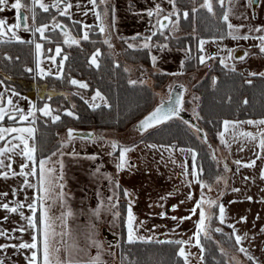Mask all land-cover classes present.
Returning <instances> with one entry per match:
<instances>
[{"label":"crops","instance_id":"crops-1","mask_svg":"<svg viewBox=\"0 0 264 264\" xmlns=\"http://www.w3.org/2000/svg\"><path fill=\"white\" fill-rule=\"evenodd\" d=\"M156 4H160L162 11L167 10L166 13L172 11V6L168 3V0H115V4H113L115 18L114 28L117 29V23L120 22H122V26L124 27L121 29L119 28L120 26H118V31L122 33L119 35L116 34V37L131 38L139 33L140 37L135 41L131 40V43L137 45V47H135L136 49L142 48L139 47V45L144 42L143 37L151 35L152 31H156L153 25L156 23L157 17L153 16L150 18L147 16V11L149 9H154ZM163 16L164 15H161L159 19L162 23L167 25L168 20H164ZM150 43L152 45H158L154 40H151ZM160 45H164V43ZM158 48L157 46H153L147 49L150 59L152 56L157 58L155 64L158 63ZM160 53L163 55V58L167 56L168 60H175L171 62L172 64L170 63L174 66L167 69L160 68L169 74L176 73L178 75V73L183 70L181 62L184 63L186 59H190L191 57L190 49L187 46L183 48H173V51L170 52H168V49L165 50V48H161ZM260 119H264V117L225 120L247 121ZM223 121L220 131H223ZM29 126L36 128L35 124H30L28 121H18L16 123L0 121V127ZM260 127L264 126L241 124L236 129L237 136L235 139H232L226 134L229 147H225L220 143V139L218 140L216 143V151L221 160L226 161L225 163L229 169L225 171V168H219L218 176L223 177L227 182L225 183L224 180H221L217 183L215 180L217 184L214 186L213 190H209L208 188L203 189L207 198L218 200L219 204H223L225 208L226 221L224 224H220L217 219V226L221 227L223 232L227 230L231 234L232 229L228 227V224H233L238 230L239 235L244 236V234L247 233V237L242 240L240 245H236V248L243 247L247 249L248 255L253 257V259L249 260L248 256L236 250L238 256H233L229 252V257H227L224 253L227 264H264V232L260 231V229L264 227V180L260 178V171L264 169V149H260L257 146L259 139L250 141L240 135V133L244 131L257 133ZM14 135H18V133L5 134V140L0 141V147H3L8 141L19 143L17 140H12ZM34 135V142L36 144V132ZM124 145H126L124 147L131 148L132 150L126 153V166L122 170L116 171L118 174L117 182L119 184L117 191L114 176L115 169H111V179L109 180L108 177H105L107 179L106 181L100 180L97 174L89 177L77 178L73 181L66 182L74 183V186L69 185L66 187L63 185L62 191L65 194L63 201L64 206L61 207V204L57 202L51 209V215L60 216L61 212L68 211L66 207L68 202H70L69 205L72 215L67 217L66 230L71 233V236L65 237L64 239L67 241L68 245H73L71 240L76 241V248L72 249V257L75 260L86 262L90 257L96 256L98 249L92 245V240H95L101 247L104 244L106 246H103L101 251L99 250L102 264H121L119 251L117 257L115 250H112L111 253L108 251L109 246L115 243L120 244L119 242L122 240V235L123 239L127 241V227L125 221L127 218L128 199L133 201L132 208L134 215L137 217L136 223L139 224L140 221H144L143 226L139 228L138 235L145 237L151 236L153 237L151 241L154 242L175 241L188 240L195 231V221L199 219L198 212L196 215L192 216L191 220H185L183 223L170 219L171 216L183 217L190 215L189 210L194 206L195 199H199L201 195L199 185L193 183L191 187H189L187 181L191 180V177L189 176L186 180L185 177L181 175L184 169L180 165H185L190 171L193 161L190 153L181 152L179 149H189V147L148 141H140L139 143L133 142ZM148 145H156L157 147L150 148ZM161 145L169 146L171 151L161 148ZM118 146L117 155L113 152V156L117 158V162L119 159L120 147H122V145L120 146L119 144ZM22 147L23 145H21V148ZM16 151L19 152L20 149ZM257 153L260 154L262 157L261 159L256 158ZM34 155L35 160L27 162L29 168L26 169V171H29L32 166H35L38 171L39 160L43 157L37 159L36 152ZM0 159H4L5 164L11 163L12 170L17 173L20 171V164L26 162L20 155H12L10 161L7 157H0ZM172 159L176 162L173 163ZM253 159H256V165L252 168L243 166L238 168L234 163L235 160H240L242 164H247ZM98 162L99 161H96V163ZM103 162L106 164L105 160H103ZM195 163L197 164V161ZM112 167L113 166H111V168ZM106 168L109 171L107 164ZM28 180L31 184L38 185L37 176H29ZM23 181L24 177L18 175L12 176L9 174L7 179L0 176V193H8L7 197H0V202L9 203L10 207L23 204L25 206L21 208L20 211H22L25 216L34 215L27 207V204L32 203L33 199L37 197L38 187L29 188L24 185ZM60 183L63 184L62 180H60ZM67 188H69V190L77 189L79 190V194L77 196H68V194L72 193L67 191ZM13 189L17 190L16 195H12ZM125 189L131 194L129 198H125L123 195ZM233 189H238V191H233ZM114 193L117 199L113 200L112 203H117L118 200V207L113 209L109 215V217L112 218V225L109 223L111 222L110 219L102 222L99 221V217L97 216L92 218V216L83 215L87 213V211L91 212L93 208L97 209L101 201L104 202L103 207L109 209L107 197ZM169 193H172V195L169 196ZM189 193H192L194 197L193 200L187 199ZM161 197H165V199H161ZM248 197L252 199L249 200ZM182 200L184 203L180 204L179 202ZM46 203L51 202L46 201ZM83 204H85L86 208ZM173 204L179 205L175 211L171 210ZM149 205H151V207H149ZM36 207L37 213L34 218L39 215V202H37ZM205 207L207 208V205H205ZM114 211L120 213V216L117 217L118 220L116 217H113ZM160 212H166L167 216L161 218L159 215ZM218 212L219 210L217 207V216ZM5 216L8 217L7 220L4 219ZM241 217H246V222H240ZM22 226L26 229L23 232L19 231ZM0 229H3L6 233V235L0 236V244L5 245H19L24 242L31 243V237L36 233V230L28 227L27 220L21 218L19 211L16 213H9L3 208H0ZM62 230L65 229H63L60 222L57 221L56 231L60 232ZM104 230L117 236V240L115 242H110V239H106L103 234ZM90 235L91 240L89 239ZM57 240H60L59 236H57ZM57 246L60 247L59 244ZM184 247L187 252L192 254L189 257V264H203V262L200 261V249L195 246L194 239ZM80 249L84 251H80ZM30 255L31 251L28 249H19L18 247L0 249V259H3L5 264H28L26 258ZM64 255L65 253L62 248L61 256L64 257ZM180 258L184 264L183 258ZM233 258H235V260H233Z\"/></svg>","mask_w":264,"mask_h":264},{"label":"rangeland","instance_id":"rangeland-1","mask_svg":"<svg viewBox=\"0 0 264 264\" xmlns=\"http://www.w3.org/2000/svg\"><path fill=\"white\" fill-rule=\"evenodd\" d=\"M14 2V0H9V5L5 9V11L0 12V19H5L8 24H13L16 22L15 16L16 11L11 9L10 4ZM46 4H52L54 0H43ZM213 4L214 11L217 7L220 5L217 3V0H211ZM65 3H70L73 6L68 10L69 15L66 16H60L59 10L57 8H50L48 13L53 14L51 18L43 19V24H48L49 28L46 30V37L47 39H41L40 34L36 33L34 31H25L22 27L19 29H16L17 35L20 37L22 41H34L33 45L31 46V50L28 51L31 52V58H33V61L27 59V62H23V70L25 71V76L17 78L15 75L10 74V72L6 73L2 69V65L9 64L11 61H14L17 59V56L20 55V53L14 51L12 53L6 52L3 49L0 50V93H3V98L0 100V103H4L6 107L7 106V99L10 97L13 100V103L15 105H18L21 109L25 111V113L28 110L29 104L36 105V108H42L45 103L49 104L51 109L53 110V115H59L61 117V114L66 115L65 111H72L74 113V116H76V113L74 111V108L76 106V103L78 100H83L87 102V104H92V96L98 91L96 89L92 90L91 83L89 79L80 77V75L72 74L71 72L67 71V75H65V79H61L63 76V70H64V64L63 68L59 67V62L66 56H68L71 53V48H73L75 45L78 46L80 49L85 50L84 46L81 44L83 41H88L95 43L94 47L89 50L91 59L93 52H95L97 49L100 50V55L97 58V63L99 62V59H103L106 56H109L113 62L118 63V65L125 71L127 69V75L128 80H135L137 82L143 81V83L149 84L150 86L154 84V79L151 78L152 73L156 72H165L160 68L167 69L169 67H172L174 65H171L173 61L175 60H168V57L160 53L161 48H158V63L155 64V66L152 65L151 59L150 63L148 65L143 64V62H132L131 58L129 56H126V50L128 49L127 44L131 43V38H123L116 37L121 31H118L119 28H124L122 25V22L117 23V29L111 27L109 29L111 40L113 41L112 47H109L108 44L104 43L105 40V33H101L99 31V28L97 27L98 21L95 18V15L93 13L92 5L89 3V0H61L60 3V10L63 9ZM204 3V0H176V7H177V13L170 17L171 23L168 21V26L163 29V34H160V31H158V25L156 23V28H154L157 31V34L153 36L152 40L156 41L158 45L161 43L164 45H167L165 47V50L168 49V52L173 51V48H183L176 46L175 42L174 44H170L169 40H175L177 38L192 35V39H194L193 44L189 47V44L187 43V47L190 49L191 57L199 58L200 55H206L208 57H213L212 59L206 60L204 64L201 65V67L196 69V73L193 77L190 79V83H196L197 80H200L201 77L211 68V66L214 63L215 59H218L219 63H221V59L224 60V63L222 65L228 66L231 68L238 69L239 71H242L249 75L250 73H264V53H261L259 50V46L261 44V41L258 39L259 36H264V31H249L250 28H264V0H260L258 8L253 11L251 9L249 0H232V4L230 5L228 0H225L224 8L227 9L231 7L232 11L229 16V21L234 26H240L244 25V27L240 28L239 32L236 33V35L243 36L247 34L249 36V39H233L232 37L228 36V28L225 25L224 32L221 36L217 37H196L198 34L197 29L193 26L192 28L188 29L185 24L187 22V17L183 18L181 16V13L183 10H188L190 13L192 11V8H196L197 10L199 8H202L201 5ZM115 0H108L107 7L109 9H114ZM79 5V6H77ZM36 7H39L38 5ZM35 7V9H36ZM105 5H100L97 9L98 11H103ZM223 10H221L222 13ZM164 12V13H163ZM167 10H163L161 12V15H168L170 12L166 13ZM26 15L29 16V19L27 23L29 25L33 24L31 13L25 12ZM160 15V16H161ZM53 17H55V20H53ZM62 17L68 18L69 20H76L79 22L81 29L80 34H78L79 30L75 33V31L69 28V26L66 23V20H64ZM37 19V16H36ZM63 22L68 26L70 29L69 35L79 41V43L73 45V44H66L64 43L65 40V34L61 33L57 30V28H53L54 23ZM74 22V26L70 25L72 27H78V22ZM36 23V22H35ZM106 24H112V14L105 19ZM40 24L36 23V26L38 27ZM90 26L89 28H86L85 26ZM135 30V29H133ZM84 31H88L89 33V39L83 40L81 39ZM91 32V33H90ZM116 32V33H115ZM117 34V35H116ZM11 36V33L8 34L4 38L5 41H17L15 39H9ZM158 37V38H156ZM223 37V39H221ZM196 38V39H195ZM203 39L207 41L204 44V52L201 53L199 51V41ZM127 41V43L125 42ZM101 42V43H99ZM1 43V42H0ZM35 43H40L42 45L41 54L39 57H37L36 50H35ZM98 43V44H97ZM30 44V43H29ZM81 44V45H80ZM97 44V45H96ZM102 44V45H101ZM28 45V43H27ZM59 46L61 48V54H56V47ZM83 46V47H82ZM103 46V47H102ZM33 47V49H32ZM158 47V46H157ZM186 47V46H185ZM229 50L231 51V54H229ZM247 52L248 55L243 59H239L240 56H243L244 53ZM27 53V51H26ZM21 56V55H20ZM7 57V58H6ZM50 57H55V61L50 59ZM39 59L40 61V68L44 69L45 72L50 71V75H41L39 69L36 67V61ZM170 59V58H169ZM199 61V59H198ZM65 62V60H64ZM90 63V61H89ZM171 63V64H170ZM91 64V63H90ZM92 66H96L91 64ZM171 65V66H170ZM31 68L32 71L28 72L26 69ZM195 70H193L191 73H193ZM63 73V74H62ZM187 75L190 74V72L186 73ZM264 76V75H263ZM150 77V78H149ZM175 76L172 74L168 75V78L164 83H162L159 88H155L156 92V98L158 96H166L167 90L165 89V85L174 78ZM57 78L61 79L62 81H56ZM76 79L81 82H85L88 87L87 88H80L78 85H72L69 83L70 80ZM140 80V81H139ZM60 82H63V86L60 84ZM43 84H46L45 92L43 91L44 87ZM193 90V88H192ZM13 91L15 93H18V95H13ZM42 94V96H41ZM102 95V94H101ZM104 97V95H102ZM105 98V97H104ZM106 100V98H105ZM107 101V100H106ZM158 102V101H157ZM95 104H104V101L97 98V100L94 102ZM156 104V103H155ZM197 104H198V95L195 91H191V93L186 94V96L183 98V111L184 112H190L195 118H198V112H197ZM105 105V104H104ZM155 106V105H154ZM153 106V107H154ZM8 111L11 113L12 110L10 107H8ZM15 115V113H12ZM68 116V115H66ZM72 116V117H74ZM70 117V116H68ZM142 117V116H141ZM35 118L36 123L35 127L37 128L36 132L40 134L42 130H40L44 126H50V123H52V120L50 117H44L39 111L35 112ZM31 119V118H30ZM140 119V118H139ZM138 119V120H139ZM174 119V118H173ZM137 121V120H136ZM135 121V122H136ZM25 122V121H23ZM133 122V124L135 123ZM132 124V123H131ZM131 124L126 126L123 130H116V129H105V128H93L95 130V133L97 136L102 135L103 137H93V138H72L71 141H68L67 137V129L68 128H74V129H90V128H83L80 126H76L73 123L69 124H62L59 128H54L55 130H51V133L49 132L50 136L48 138L52 137L50 146H55L53 151L45 156L41 157L42 159L50 157V162L46 165L47 167H53L56 169V175H61L62 172V182L63 185L68 187L69 185L74 186V183H66L68 181H73L77 178H83V177H89L91 175H98L100 180L106 181L107 179L105 177H110L112 175L111 169H115V182H117V169H116V163L117 158L113 156V152L117 155L118 148L113 151L111 147L112 141L117 142V144L122 147L126 146L124 144L129 143H139L144 138V135H141L140 133H137L135 130H127ZM132 124V125H133ZM52 128V127H51ZM46 131V130H45ZM49 131V130H48ZM116 132V135L120 137L121 140L126 141L128 143H124L120 140H117V137L113 134ZM121 133V134H120ZM42 137V136H40ZM64 144L62 147L61 145ZM213 144V143H212ZM40 148H42V144L39 143ZM73 152L76 153V155H73ZM53 153H56V155H52ZM63 153V155H61ZM111 153V155H109ZM218 154V153H217ZM95 156L96 159H89L88 157ZM218 159V165L220 169H224L225 167V160H221V158L217 155ZM103 160L106 161V164H104ZM57 161H62L63 168H60V164L57 163ZM96 161H99L96 163ZM97 166L99 171H97ZM111 166H113L111 168ZM218 176V173L213 176H205L203 179L211 184V189L213 190L214 186H216L215 178ZM110 180V179H109ZM72 194L69 195H75L77 196L79 194V190H69V188L66 189ZM116 187V191H117ZM129 192V191H128ZM213 192V191H212ZM70 202H68V205L66 207L67 210H70ZM101 203L99 204V206ZM85 207V204H83ZM86 208V207H85ZM96 208H93L90 211H87V213L83 214L86 216H92V218H95L94 212ZM111 211L108 210V208L101 207V215L99 216V221H105L107 219H110L111 222L110 225H112V218L109 217ZM117 218V217H116ZM118 220V218H117ZM217 225H214L211 223L210 230L214 229ZM225 237L228 238L230 233L225 230L222 231ZM210 238H212L216 243L219 252H221V249L224 251L221 252L222 254H226L227 257H229V252L235 256H238L236 244L232 246L225 245L226 243L218 238L216 236V232L210 231ZM234 239V238H233ZM235 241V240H234ZM73 244H76L75 240H71ZM224 245V246H223ZM104 245H102L101 248H103ZM106 247V246H105ZM119 244L115 243L111 246H109V253H111L112 250L116 251V257L117 253L119 251ZM101 248L99 249L101 251ZM247 264V263H244Z\"/></svg>","mask_w":264,"mask_h":264},{"label":"snow or ice","instance_id":"snow-or-ice-1","mask_svg":"<svg viewBox=\"0 0 264 264\" xmlns=\"http://www.w3.org/2000/svg\"><path fill=\"white\" fill-rule=\"evenodd\" d=\"M229 4H232V0H228ZM252 0H249V3H251ZM61 0H54L52 4H46L43 2V0H14L10 4L11 9L16 11L15 20L16 22L13 24H8L5 19H0V42H4V38L8 36L9 33H11V36L9 39H15L19 42H25L20 39V37L16 33V29H19L23 27L25 31H34L36 33L40 34L41 39H47L45 33L46 30H48L49 25L48 24H40L38 27L36 26V12L35 7L38 5L39 8H41L44 12H48L50 8H57L59 10L60 16H66L69 15V9L73 6L70 3H65L62 10H60ZM89 3L92 5V11L95 15L96 20L98 21L97 27L99 28V31L101 33H105L107 30H109L111 27L114 26V10L109 9L107 7L108 0H89ZM168 3L172 6V11L168 14L163 16L164 20H168L170 23L172 22L170 20V17L175 15L177 13V7H176V0H168ZM217 3L220 5L222 11L221 19L226 24L228 28L227 35L232 37L233 39H249V36L247 34L243 36L236 35V33L239 32L240 28L244 27V25L240 26H234L229 21V16L232 11L231 7L225 9L224 3L225 0H217ZM9 5V0H0V12L5 11V9ZM100 5H105L103 11H98ZM79 6V5H77ZM202 8H206L209 13L214 12L213 4L211 0H204V3L201 5ZM197 9L194 7L192 8V12H196ZM24 12L31 13V18L33 21L32 25H29L27 23L29 16L24 15ZM162 9L160 4H156L154 9H149L147 11L148 17H157L156 25H158V31H160V34H163V29H165L168 25L162 23L159 19L161 15ZM112 14V24H106L105 19ZM185 17L188 16V12L185 11L183 13ZM53 20H55V17H53ZM156 25H153L155 28ZM61 25L59 23H54L53 28H60ZM86 28H89L90 26H85ZM249 31H264V28H250ZM157 34V31H152L151 35L143 37V43L139 45V47L149 49L153 46H158L161 48L167 47V45H152L150 41L152 40V37ZM66 38L64 40V43L66 44H77L79 41L75 38H72L65 34ZM140 37V34L138 33L136 36L131 37V40L135 41ZM81 39L88 40L89 39V33L88 31H84ZM121 39H123L121 37ZM223 39V37H221ZM258 39L261 41V44L259 46V50L261 53H264V36H259ZM127 43V41H125ZM207 41L201 39L199 41V51L201 53L204 52V44ZM27 43H34V41H27ZM105 44H108L109 47H112L110 43V38H106L104 40ZM128 48H135L137 47L134 43H128ZM42 45L40 43H35V50L37 57L41 54ZM56 54H61V48L59 46L55 49ZM229 54H231V51L229 50ZM100 55V50L97 49L95 52H93L92 57L90 59V63L93 65L98 66L97 58ZM248 55L247 52L244 53L243 56H240L239 59L243 60ZM7 58V57H6ZM213 57H208L206 55H200L199 56V63L204 64L206 60L212 59ZM53 61H55V57H50ZM67 57L65 56L60 62L59 67L63 68L64 60H66ZM152 63L153 66H155L156 63V57L152 56ZM183 65V62H181ZM221 63H224V60L221 59ZM118 66V65H117ZM36 67L39 69L41 75H50L51 72H45L44 69L40 68V61L37 59L36 61ZM234 70V69H233ZM26 71L31 72L32 69L28 68ZM127 71V69H125ZM172 75H176V73H172ZM250 75H256V73H250ZM260 75H264V73H260ZM72 85H78L80 88H87L88 85L86 83L77 81L75 79H72L69 81ZM130 84H136L137 81L130 80ZM143 83V81H141ZM250 83V81H249ZM171 87V86H170ZM182 87V86H181ZM13 95H18V93H15L13 91ZM3 98V93H0V100ZM99 98L100 100L104 101L105 106H110L107 104V101L105 98L101 95L99 91H97L92 96L93 103L90 104V107L98 108L100 107L99 104H95L94 102ZM172 97L169 96V100L171 101ZM246 103V101H245ZM7 106L11 108L12 112L10 113L8 111V107L4 105V103H0V121L5 120L7 117L8 120L13 121V123L16 122H23L28 121L30 124L36 123L35 118V112L39 111L44 117H50L53 123L58 122L61 117L59 115H53V110L51 109L50 105L45 103L42 108L37 109L36 105L29 104L28 110L25 113L23 109H21L18 105H15L13 103V100L9 97L7 99ZM183 98L182 95H177L175 98L174 104H170L167 108L164 107L163 101L159 106H157L152 112H150L147 116H145L140 122H139V128L142 130H146L147 128L154 127L161 125L173 118H179L181 111H183ZM12 113H15L13 115ZM65 114L68 116H74V113L72 111H65ZM31 118V119H30ZM183 123L186 125H189V127H195L194 125H191L189 121L184 120ZM241 124H249V125H257V126H264V119L260 120H247V121H230V120H224L223 121V131H220L217 133L218 138L220 139V143L224 145L225 147H229L228 139H226V134H228L232 139H235L237 136L236 129ZM231 130V131H230ZM74 129L69 128L67 130V137L68 141H71V139L74 136ZM197 132H201L202 130L197 128ZM35 132L36 128L34 127H0V141L5 140V134L10 133H18V135H14L12 137V140H17L19 143H12L11 141H8L5 143L3 147H0V157H7V159L10 161L12 159V155H20L24 158L26 161L25 163L20 164V171L17 173L12 170V164L8 163L5 164L4 159H0V169H7V170H0V176H3L5 179L9 177V174L12 176H21L24 177V185H26L29 188L38 187V195L36 198L33 199L32 203L27 204V207L32 211L34 215L25 216L22 211H20L21 208H23L25 205L23 204H17L16 207H10L9 203L0 202V208H3L9 213H16L20 212V216L23 219L27 220V224L29 228H32L36 230V233L32 235L31 237V243L24 242L20 243L19 245H5L0 244V249H5L8 247H14L19 249H28L31 251V255L27 257L28 264H102L100 259V251L101 245L96 242L95 240H92V245L95 246L98 249V252L96 256L90 257L86 262L78 261L73 259L72 257V249L76 248V245H68L67 241L64 239L65 237H70L71 233L67 231V217L72 215V212L70 210L61 212L60 216H53L51 215V209L53 205H55L57 202L61 204V207H63V201H64V192L63 184L60 183V180L63 179L62 172L61 175H56V169L53 167H47L46 165L50 162L51 158H44L39 160V169L37 171V168L35 166H32L29 171H26V169L29 168V164L27 162H31L35 160V152H36V144H35ZM91 135V134H89ZM242 137L247 138L250 141H256L259 139L258 147L260 149H264V127H260L257 133H252L248 131H244L240 133ZM31 141V143H30ZM203 142L207 143V134L203 137ZM111 147L113 151H115L118 148V144L115 141L110 142ZM11 145V146H9ZM21 145L23 147L21 148ZM62 147L64 144L61 145ZM150 148H156V145H148ZM161 148H165L166 150L171 151V148L169 146L161 145ZM20 149L19 152L16 150ZM131 148L128 147H120L119 152V159L116 163V169L117 171L122 170L126 164V153L131 151ZM243 150V149H241ZM181 152H187L191 154V159L193 161L191 170L189 171L188 168L185 165H180L184 170L182 171L181 175L187 178L190 176L191 180H188V186L191 187L193 183L198 184L201 189V195L199 199H195L194 206L189 210L190 215L183 216V217H177V216H171L170 219L173 221H178L179 223H183L185 220H191L193 215H196L198 212L199 219L195 221V231L192 234L191 237H189L188 240H175V241H158L159 243H174L176 245H179L178 251L176 252V255L178 257H182L184 260V264H189V257L192 255L190 252H187L185 249V245H188L193 239L195 240V246L200 249V261L203 262L204 260V247L201 243V236L203 235L204 238L210 239V231L221 233L222 229L220 227H216L214 229L210 230V225L214 219H218L220 224H224L226 221V215H225V208L223 204H219L218 200H211L207 198L203 192V189L208 188L211 190V185L205 181L202 176V169H199L196 162L197 159V153L189 149H179ZM52 155H56V153H53ZM63 155V153H61ZM73 155H76L75 152H73ZM111 155V153H109ZM89 159H96L95 156L88 157ZM257 159H261L259 153L256 154ZM171 159V156H170ZM172 162L175 163L176 161L172 159ZM57 163L60 164V168H63L62 161H57ZM234 163L238 166L248 167L252 168L256 165V159L251 160L247 164H242L240 160H235ZM225 171H228V166L225 164ZM99 171V169H97ZM29 176H37L38 177V185H33L29 182L28 177ZM260 178L264 180V169H261L260 171ZM109 179H111L109 177ZM216 182L219 183L221 180H224L223 177L217 176L215 178ZM226 183L227 181L224 180ZM115 186L118 188L119 184L118 182H115ZM233 191H238V189H233ZM17 190H12V195H16ZM123 195L125 198H129L131 194L125 189L123 192ZM172 193H169V196H171ZM8 193H0V197H7ZM117 197L115 193L111 196L107 197V200L109 202V211H112L113 209H116L118 207V200L117 203H112L113 200H116ZM161 199H165V197H161ZM188 200H193L194 197L192 193H189L187 196ZM249 200H251V197H248ZM46 201H50L51 203H46ZM39 202V215L38 217H35V214L37 213V207L36 204ZM103 201H101V205L97 207V209L94 212V215L99 217L101 215V207L103 206ZM180 204H183L184 201H180ZM133 201L131 199H128V206H127V218L125 221L126 227H127V242L129 244L135 243L137 241H151L153 237L148 236H141L138 235L139 228L143 226L144 221H140L139 224L136 223L137 217L133 213L132 208ZM207 205V208L205 207ZM162 206V205H161ZM151 207V205H149ZM179 207L178 204H173L171 206V210L175 211ZM218 207V216L213 211L214 208ZM161 218H164L167 216L166 212H160L159 213ZM120 213L118 211L113 212V217H119ZM5 220L8 219L7 216L4 217ZM246 217H241L240 222H246ZM57 221L60 222V225L63 229L60 232L56 231L57 227ZM228 227L232 229L231 234L228 236L229 239L234 238L235 244L240 245L242 240H244L247 237V233L244 234V236H241L238 234V230L236 229L235 225L228 224ZM26 229L22 226L19 231L23 232ZM261 232H264V227L260 229ZM6 235L5 231L3 229H0V236ZM57 236L60 237V240H57ZM89 239L91 240V235L89 236ZM60 245L58 247L57 245ZM63 248V251L65 253L64 257L61 256V250ZM80 251H84L83 249H80ZM224 250L221 249V252ZM237 251L244 253L246 256H248L249 260H252L253 257L248 255L247 249L243 247L237 248ZM235 260V258H233ZM0 264H5V261L3 259H0ZM131 264H138V262H131Z\"/></svg>","mask_w":264,"mask_h":264},{"label":"trees","instance_id":"trees-1","mask_svg":"<svg viewBox=\"0 0 264 264\" xmlns=\"http://www.w3.org/2000/svg\"><path fill=\"white\" fill-rule=\"evenodd\" d=\"M221 10L220 6L215 9V14L209 13L206 8H199L196 12L191 11L190 13L187 10L188 16L185 26L188 29L194 26L198 31L196 35L198 38L221 36L226 25L221 19ZM35 12L37 24H43V19H49L53 16V14H50L51 12H44L39 7H36ZM64 20H66L68 25L72 23L71 25L74 26V22H71L68 18H64ZM72 29L75 33L79 30L78 34H80L81 26L78 23V27L76 29L72 27ZM192 38V35H187L169 41L170 44L177 42L176 46L179 47H185L188 43L190 47L194 41ZM81 44L86 48L85 50L73 44L75 46L71 48V53L64 62V74L62 73L63 77L61 79H65L67 71L89 79L92 90L96 89L104 95L107 104L110 106L101 104L100 107L93 108L82 99L78 100L74 108L76 116L68 117L61 114V119L58 122H52L50 126L42 127L40 134L38 131L36 132L37 159L45 157L53 151L56 145L50 146L52 137L48 138L50 136L49 132L51 133V130H55L54 128L61 127L63 123H73L76 126L90 129L123 130L152 109L162 97L158 96L156 98L155 88H159L166 81L168 73H152L151 78L155 82L151 86L140 82L133 85L129 83L127 72L118 63L113 62L109 56L99 59L98 66H92L89 63V50L94 47L95 43L88 40L83 41ZM32 45L33 43H28L27 45L26 42L12 40L1 42V50L3 49L10 53L16 51L21 55L17 56V59L9 64L2 65L4 72H10L17 78L24 77L26 74L22 64L24 61L27 62V59L33 61L31 52L28 53ZM125 55L129 56L132 62L141 61L146 65L150 63L149 51L145 48H128ZM201 65L197 58L190 57V59L184 61L181 74L174 75L173 79L193 77L196 69L201 67ZM193 70L195 71L191 73ZM187 72H190V74L187 75ZM61 79L57 78L56 81H62ZM170 81L165 85V89H167ZM60 84L63 86V82H60ZM192 88L191 91H195L198 95V118H195L190 112L186 113L200 125L204 135L207 134V143L203 142L195 127H189V125L183 123L184 120L180 117L151 128L144 134L142 141L194 149L197 153V166L203 170L201 176L204 178L205 176L216 175L219 171V166H217L218 159H216L218 155L216 143L219 140L217 133L220 132L222 121L225 119L264 117V76L260 74L247 75L242 71L225 67L219 63L218 59H215L213 65L203 77L192 84ZM3 122L13 121L5 119ZM131 126L127 130H132ZM113 134L117 139H120L116 132ZM39 143L42 144V148H40ZM213 211L217 213V208H214ZM212 224L217 225V219H214ZM216 236L223 240L227 246H231V243L233 246L235 243L233 238L225 237L222 232L216 233ZM201 242L205 249L203 264H227L225 255L219 252L218 245L212 238L206 239L201 236ZM119 243L121 264H131L133 261L138 262V264H183L182 259L176 255L179 246L174 243L137 241L129 244L123 239V235Z\"/></svg>","mask_w":264,"mask_h":264},{"label":"water","instance_id":"water-1","mask_svg":"<svg viewBox=\"0 0 264 264\" xmlns=\"http://www.w3.org/2000/svg\"><path fill=\"white\" fill-rule=\"evenodd\" d=\"M259 1H260V0H252V2L250 3L251 9H252L253 11L256 10V8H257V6H258V4H259ZM59 24L61 25V27L58 28V29H59L60 31H62L63 33L67 34V33H68V28H67L63 23H59ZM75 80H76V79H75ZM77 81H78V80H77ZM80 82H81V81H80ZM181 86H182V87H181ZM184 91H185V87H184L183 84L174 83V84H173L171 87H169V89H168V97L161 99L157 104H155V106H154L152 109H150V110H149L148 112H146V113H145V114H144L139 120H137V121L131 126L132 130H135V131L138 132V133H143V132H145V131H147V130H149V129H151V128L156 127V126H154V127L147 128L146 130H142V129L139 128V122H140L145 116H147L150 112H152L157 106H159V105L161 104L162 101H163L164 107L167 108L170 104H174V102H175V98H176L177 95H182V98H183V96H184ZM170 95H171V97H172L171 101L169 100V96H170ZM179 117L182 118L183 120H187V121H189V123H190L191 125H194L196 129L199 128V129L202 130V128L200 127V125H199L198 123H196V122L194 121V119H193L190 115H188L186 112L181 111ZM68 129H69V128H68ZM68 129H67V130H68ZM72 129H74V128H72ZM74 130H75V131H74V136H73V138H77V137H78V138H93V137L97 136L94 130H89V129H74ZM66 132H67V131H66ZM89 134H91V135H89ZM198 134H199V136L203 139V137H204V133H203V131L198 132ZM98 137H102V135H100V136H98ZM208 145L211 146L209 143H208ZM211 151L213 152V149H212V148H211ZM103 234H104V237H105L106 239H110V242H111V241H112V242H115V241L117 240V236L110 234V233H109L108 231H106V230L103 231Z\"/></svg>","mask_w":264,"mask_h":264},{"label":"flooded vegetation","instance_id":"flooded-vegetation-1","mask_svg":"<svg viewBox=\"0 0 264 264\" xmlns=\"http://www.w3.org/2000/svg\"><path fill=\"white\" fill-rule=\"evenodd\" d=\"M63 19H64V17H62ZM67 25H68V23H67ZM70 25V24H69ZM68 25V26H69ZM67 26V27H68ZM69 28L71 29V31H72V27H71V25L69 26ZM68 28V29H69ZM70 29H69V31H70ZM105 39L106 38H110V43H111V45H113L114 43H113V41L111 40V35L109 34V31L107 30L106 31V34H105V37H104ZM190 79H191V77H183V78H176V79H173L171 82V84L169 85V87L172 85V84H174V83H179V84H183L184 85V87H185V89H186V87H187V85L190 83ZM45 85L46 84H43V87H44V89H43V91H45ZM169 87H168V89H169ZM168 89H167V95L166 96H164V97H162V99L163 98H166V97H168Z\"/></svg>","mask_w":264,"mask_h":264}]
</instances>
